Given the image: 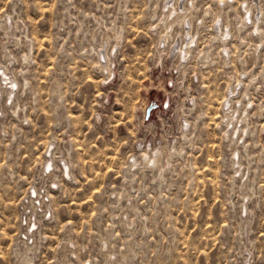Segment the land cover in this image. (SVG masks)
Segmentation results:
<instances>
[{"label":"rangeland","instance_id":"1","mask_svg":"<svg viewBox=\"0 0 264 264\" xmlns=\"http://www.w3.org/2000/svg\"><path fill=\"white\" fill-rule=\"evenodd\" d=\"M165 2L0 0V264H264V0H196L182 65Z\"/></svg>","mask_w":264,"mask_h":264},{"label":"bare ground","instance_id":"2","mask_svg":"<svg viewBox=\"0 0 264 264\" xmlns=\"http://www.w3.org/2000/svg\"><path fill=\"white\" fill-rule=\"evenodd\" d=\"M176 1H178V0H171L170 3L169 2H165V4H164V6H165V9L164 10L165 11H164V14L162 16V22H163L162 24H163V26L161 25L162 28H163V31H161L162 32V34H161V43H160V47L159 48L161 49L160 51L162 53L163 49H166L165 47H166L167 43L173 38L172 44H168L169 46L171 45L170 50H168V53H169V51L172 52V55H171L172 58H175V57L178 58V62L182 65V62L184 60L187 61L188 60L187 58L193 52L192 50H193V46H194V43H195V38H196L197 33L196 32L193 33L192 32V28L195 29V28L200 27L203 24V21L201 19V21L199 20L197 22L198 24L197 23L196 24L194 23L195 26L193 24V16L196 14V6H195V3H196L195 1L196 0H180V2L178 3V7H180L179 10H176V8H175V5L177 3ZM174 2H176V3L174 4ZM245 2L246 1H243V3L241 4V7L244 6V5H246ZM229 7H232V6H229ZM243 11H244V13L246 15V17H244L245 21L239 23L240 26L238 27V30H240L242 28H245V26L247 24H250L249 23V20H250L251 9L250 8H247L245 6V7H243ZM258 21H259V19H258ZM257 25L258 24H257V19H256V27H258ZM174 26L180 27L183 30V33H182L181 38L178 39L179 41L176 39V36H174L175 37V41H174V37H173V33H172V31L174 30L173 29ZM214 26H215L214 28H215V31H216V35L214 37V40H216L219 44L221 43L220 46H221L222 56L224 55L225 59L227 60L228 59V56H229L228 55L229 53H228V49L226 47V44H227L226 41L229 40L228 37L230 36L229 35L230 34L229 27L228 26H224L221 23H217ZM22 31H24V30L22 29ZM254 31H255L256 34H258L257 33L258 31H257L256 28L254 29ZM105 37H108V35H106ZM112 37L115 39V44H116V47H117L118 44H119L120 35L113 33ZM116 47H114V48H116ZM194 48H195V46H194ZM116 49H118V47ZM167 49H169V47ZM27 57H28V55H26L25 58H27ZM204 59L206 60V58H204ZM97 64H98V67L97 68L102 69V71L104 70V73H106V77H105L106 80L112 79V77H111L112 74L109 72V69H108L110 67V65H111L110 54L108 55L106 53V50L103 53H101L100 60H99V62ZM7 75L8 74L6 72H2L3 78L0 79V82L1 81H4L5 87L7 89L6 95H9L8 97L10 99H12L10 96L13 95L14 91L16 90L17 84H16V82L14 80H11ZM233 94L235 95L234 92H232V91H230V89H228V100L224 101L225 118L226 119H232L230 122L227 123L228 128L226 129V135H228V133H230V131H232V124L234 123V121H236V116H237V115H234V117H233L232 115H230V111H231V101H230V97H234ZM238 107H240V105ZM238 107H236L234 109H238ZM235 112L238 113L237 110H235ZM244 115H246V113H244ZM244 115H242V117H244ZM226 119H224V121H226ZM245 136H246V134H245ZM232 139H234V141H236V135H234V137H232ZM240 143H242V142H240ZM158 152L159 151H156L154 153V155L152 156V158H150V157L148 158L147 156H144L145 162H146V166L149 165V166H152V167H157V165L159 163ZM172 154H173V152H172ZM235 160H236V162H234V164L237 165V168L236 169H238L237 171H235V173H238L240 171V168H241L240 165L238 164V153H235ZM61 161L63 162V166H64V170L63 171L66 173V175H69V170H70L69 167H68L69 164L67 165L65 159H61ZM130 167L131 168L136 167V161L134 159H132ZM52 168H53V161H52V157H50L49 159L46 160V166H45L44 169H47L48 171L50 170L49 173H51ZM31 193H32V195H34V194L36 195V191L34 189L32 190ZM32 195L31 196H28L27 195L28 196L27 197V200H26L27 203H29V201L31 202V200L33 201ZM39 204H40V202H39ZM25 206H24V210H26L28 208V205L26 207ZM27 220H28V218L26 217L25 221H27ZM35 226H36V223L35 222H33V223L30 222L28 224V227H27L26 230H27V233H30L31 234L30 237H33V234L32 233H33V229L35 228ZM25 236L27 237V234H25ZM32 239L34 240V237ZM33 243H35V242H32V244ZM24 244H27V243H24ZM29 247H27V248L30 249ZM15 255H17V254H15Z\"/></svg>","mask_w":264,"mask_h":264}]
</instances>
